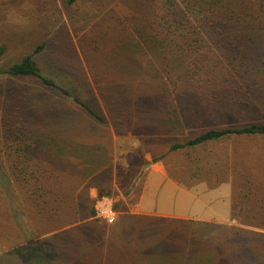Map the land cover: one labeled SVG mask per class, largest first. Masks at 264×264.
I'll return each instance as SVG.
<instances>
[{
	"label": "rangeland",
	"instance_id": "374dc122",
	"mask_svg": "<svg viewBox=\"0 0 264 264\" xmlns=\"http://www.w3.org/2000/svg\"><path fill=\"white\" fill-rule=\"evenodd\" d=\"M141 2L0 0V67L19 61L46 41L36 53L42 71L106 119L104 123L94 121L70 97L37 79L0 75V236L2 229H18L11 214L21 212L27 204L8 161V146L14 137L7 130L13 120H31L33 112L28 113L22 100L13 108L24 89L29 92L27 103L31 99L43 113L63 105L78 114L73 115V129L61 132L58 138L67 146L66 156L72 158L65 172L74 166L85 171L76 178L74 170L71 189L62 171L55 185H63V180L67 186L63 193L72 202L69 212L73 216L78 215L77 210L88 215L95 209L93 217L70 227L84 222L89 225L76 231L74 227L65 229L64 237L59 231V239L51 247L57 246L62 253L67 248L58 241L73 244L78 240L81 249L93 251L92 264H264V228L233 217L237 210L245 219L264 213L254 206L249 210L240 207L250 205L244 201L246 196L251 197L252 205L256 197H264V135L224 137L169 150L172 143L185 140L199 127L188 119L179 128L161 122L171 116H164L158 103L163 71L159 44L141 31L145 21L136 8ZM138 58L144 65L136 64ZM126 65L133 68L131 75L126 74ZM111 90L119 92L118 99L106 97ZM126 91L129 99L124 98ZM37 127L43 140L51 142L50 126L43 123ZM84 144L102 147L107 164H111L105 168L106 175L88 169L87 155L81 148ZM58 160L56 166L63 158ZM157 163L188 191L152 176ZM155 188L160 190L158 195L153 194ZM84 189L88 191L80 194ZM103 204L116 210L115 220L102 217ZM236 204L240 205L237 209ZM97 208L102 215L96 214ZM18 217L27 228L28 216L22 212ZM127 224L131 228L125 239L121 232ZM122 238L126 240L123 244ZM6 249L2 243L0 252Z\"/></svg>",
	"mask_w": 264,
	"mask_h": 264
},
{
	"label": "trees",
	"instance_id": "16d2710c",
	"mask_svg": "<svg viewBox=\"0 0 264 264\" xmlns=\"http://www.w3.org/2000/svg\"><path fill=\"white\" fill-rule=\"evenodd\" d=\"M78 1L66 0L68 4ZM136 8L138 16L145 21L141 31L151 42L159 44L160 69L163 71L158 86V103L165 111L164 116H171L161 122L179 128L188 119L199 127L185 140L172 143L169 150L193 147L224 137L264 135V0H143ZM44 46L46 41L19 61L6 68L0 67V75L5 73L17 78L37 79L44 86L70 97L94 121L104 123L106 119L101 112L42 71L36 53ZM135 62L144 65L140 58ZM125 70L127 75H131L133 68L126 65ZM127 92L123 93L124 98L128 97ZM28 93L21 89L13 108L22 100L28 113L33 112L31 120H13L7 129L9 136L14 137V143L8 146V161L27 204L24 203L21 212L11 214L18 229L1 231L0 247L3 243L7 249L0 252V264H92L90 257L94 256L93 251L81 249L78 240L73 244L64 242V239L58 241L67 248L62 253L57 246L51 247V243L59 239V231L64 237L66 230L73 227L75 231L83 229L90 222L70 226L95 215V209H92L88 215L82 211L79 214L77 210L78 215L73 216L69 212L72 202L63 193L67 186L63 180V185H55L62 171L67 174V184L71 189L75 177H81L85 171L74 166L65 172V168H70L72 158L66 156L67 146L58 138L61 132L69 133L73 129V115L78 114L63 105L61 109L43 113L31 99L27 103ZM118 93L111 90L106 97L118 99ZM172 111L175 112L172 114ZM32 117L40 121L34 122ZM52 120L55 122L49 125ZM43 123L50 126L47 129L51 130V142L43 140L38 133L37 125ZM30 129L36 133L30 134ZM87 145L81 148L87 155L88 169L93 168L91 172L106 175L105 168L109 169L111 164H107L102 147ZM59 158H63V162L56 166L54 163ZM103 164L105 167L102 168ZM74 170L77 171L75 177ZM84 190L80 194L88 191ZM250 199L244 198L250 205L236 204L235 209L240 206L249 210L254 206L264 211V197H256L258 200L254 205ZM13 208L16 210L15 205ZM22 212L28 216V225L24 224L27 228L18 217ZM241 216L238 210L233 213L234 218H242L248 225L264 228V213L254 214L249 219ZM129 228L127 224L121 232L125 239L129 237ZM82 237L83 240L88 238L86 234ZM122 239L123 244L126 240Z\"/></svg>",
	"mask_w": 264,
	"mask_h": 264
},
{
	"label": "crops",
	"instance_id": "0c3cea01",
	"mask_svg": "<svg viewBox=\"0 0 264 264\" xmlns=\"http://www.w3.org/2000/svg\"><path fill=\"white\" fill-rule=\"evenodd\" d=\"M154 167L155 168L152 170V173H151L152 176H155V177H157L160 180L166 181V184H169L172 188H175V189H181L182 188V190H186V189H184V187L179 185L176 181H174V180H172L171 178L168 177V175L165 172V170L163 169L162 165H159L157 163ZM200 185H202V184H200ZM157 187L159 188L160 185L157 186ZM157 191H160V190L155 188L153 194L158 195ZM186 191H188V190H186Z\"/></svg>",
	"mask_w": 264,
	"mask_h": 264
},
{
	"label": "built area",
	"instance_id": "2783aa9c",
	"mask_svg": "<svg viewBox=\"0 0 264 264\" xmlns=\"http://www.w3.org/2000/svg\"><path fill=\"white\" fill-rule=\"evenodd\" d=\"M101 211L105 214H103L102 217H104L105 219H107L108 221H113L115 220L116 218V215H117V212L115 209H113L112 206L108 205V204H103L102 208H101ZM96 214L97 215H102L100 214V210H96Z\"/></svg>",
	"mask_w": 264,
	"mask_h": 264
}]
</instances>
